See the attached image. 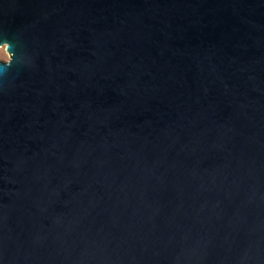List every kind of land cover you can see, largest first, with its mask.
Returning <instances> with one entry per match:
<instances>
[{
	"label": "water",
	"instance_id": "water-1",
	"mask_svg": "<svg viewBox=\"0 0 264 264\" xmlns=\"http://www.w3.org/2000/svg\"><path fill=\"white\" fill-rule=\"evenodd\" d=\"M0 46V264H264V0H0Z\"/></svg>",
	"mask_w": 264,
	"mask_h": 264
},
{
	"label": "rangeland",
	"instance_id": "rangeland-1",
	"mask_svg": "<svg viewBox=\"0 0 264 264\" xmlns=\"http://www.w3.org/2000/svg\"><path fill=\"white\" fill-rule=\"evenodd\" d=\"M8 59H9V55L5 51L4 46H0V60L7 61Z\"/></svg>",
	"mask_w": 264,
	"mask_h": 264
},
{
	"label": "clouds",
	"instance_id": "clouds-1",
	"mask_svg": "<svg viewBox=\"0 0 264 264\" xmlns=\"http://www.w3.org/2000/svg\"><path fill=\"white\" fill-rule=\"evenodd\" d=\"M7 45V41L5 42V45L4 46H6Z\"/></svg>",
	"mask_w": 264,
	"mask_h": 264
}]
</instances>
